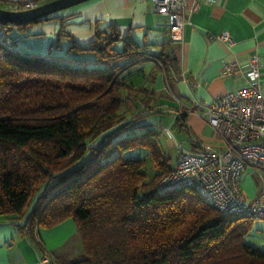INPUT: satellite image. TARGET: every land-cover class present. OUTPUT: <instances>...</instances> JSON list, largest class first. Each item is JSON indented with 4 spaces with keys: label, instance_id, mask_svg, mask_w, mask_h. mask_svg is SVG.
<instances>
[{
    "label": "trees",
    "instance_id": "16d2710c",
    "mask_svg": "<svg viewBox=\"0 0 264 264\" xmlns=\"http://www.w3.org/2000/svg\"><path fill=\"white\" fill-rule=\"evenodd\" d=\"M56 14L0 29L21 34ZM59 21L66 55L0 46V219L26 216L20 229L43 253L39 229L73 218L85 255L61 264H264V248L241 232L252 217L220 211L195 188L159 190L174 158L142 120L160 110L128 116L129 98L150 100L123 77L153 47L115 23L82 47ZM159 50L168 75L176 61Z\"/></svg>",
    "mask_w": 264,
    "mask_h": 264
},
{
    "label": "crops",
    "instance_id": "0c3cea01",
    "mask_svg": "<svg viewBox=\"0 0 264 264\" xmlns=\"http://www.w3.org/2000/svg\"><path fill=\"white\" fill-rule=\"evenodd\" d=\"M195 1H201L200 8L188 16L183 39L179 41L171 40L164 19L155 12L151 0H89L56 14L64 19L65 30L82 47H89L98 27L103 29L115 23L122 35L131 33L141 44L164 49L175 59L176 67L168 75L154 59L144 60L123 74L124 80L134 88H147L142 95L150 100L146 104L139 98H129L127 115L143 105L144 114L160 110L142 122L160 130L169 151L221 148L222 142L207 121L196 112L184 110L196 99L209 101L250 84L241 71L222 76L225 62L237 60L245 69L250 59L258 56L264 88V0H216L215 3L188 0V3L192 5ZM59 18L36 22L27 30L28 34L37 33L49 41L51 56L66 55L72 45L70 39L59 36ZM224 31L233 37V45L218 37ZM182 72L191 78L190 83L182 79ZM174 161L173 167L177 156ZM260 186L257 174H245L243 191L247 196L256 195ZM25 220L26 216L0 219V264H43L40 247L20 229ZM37 238L57 260L75 261L85 255L73 218L40 228Z\"/></svg>",
    "mask_w": 264,
    "mask_h": 264
},
{
    "label": "built area",
    "instance_id": "2783aa9c",
    "mask_svg": "<svg viewBox=\"0 0 264 264\" xmlns=\"http://www.w3.org/2000/svg\"><path fill=\"white\" fill-rule=\"evenodd\" d=\"M47 0H0L2 8L20 11L35 8ZM215 3L216 0H205ZM155 12L163 17L171 40L183 39L184 29L191 12L200 8L201 1L189 5L188 0H151ZM218 37L234 44L228 31ZM22 35L8 28L0 29V46L16 53ZM147 59L159 65L164 56L159 48L149 50ZM262 63L258 56L250 59L243 69L237 60L223 64L222 76L241 71L249 85L230 91L212 100H194L184 111L200 114L213 128L222 146L220 149H181L176 166L161 175L159 190L163 193L180 188H195L213 207L228 214H241L255 219H264V88L261 85ZM182 79L190 83L185 72ZM252 172L259 176L261 186L252 197L243 191V178ZM41 257L43 264H61L44 242Z\"/></svg>",
    "mask_w": 264,
    "mask_h": 264
},
{
    "label": "rangeland",
    "instance_id": "374dc122",
    "mask_svg": "<svg viewBox=\"0 0 264 264\" xmlns=\"http://www.w3.org/2000/svg\"><path fill=\"white\" fill-rule=\"evenodd\" d=\"M1 6L2 4H0V7ZM21 34H22V43H21V47L19 45L20 53L42 54V55L49 54V49H48L49 41L47 39L39 36L37 33L28 34L27 31H22ZM143 108H144V105L142 106V108L140 107V110H136V113L142 112ZM137 152L138 151L128 152L126 156L134 155ZM179 153L180 151H177V149L169 151V154L172 155L174 158L173 160L176 159V156L178 158ZM137 154L139 155L140 153L138 152ZM147 169H148L150 177H152L156 172H159V169H157L154 166V162H149ZM241 232L243 234L244 241H246L247 243L251 245L264 248V219L253 218L251 220H248L245 226L241 228Z\"/></svg>",
    "mask_w": 264,
    "mask_h": 264
},
{
    "label": "water",
    "instance_id": "95a60500",
    "mask_svg": "<svg viewBox=\"0 0 264 264\" xmlns=\"http://www.w3.org/2000/svg\"><path fill=\"white\" fill-rule=\"evenodd\" d=\"M86 1L89 0H49L35 8L20 11L0 7V22L4 24L29 23L46 18Z\"/></svg>",
    "mask_w": 264,
    "mask_h": 264
}]
</instances>
